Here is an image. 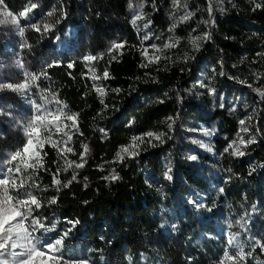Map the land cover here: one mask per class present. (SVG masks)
I'll return each mask as SVG.
<instances>
[{
    "label": "trees",
    "instance_id": "trees-1",
    "mask_svg": "<svg viewBox=\"0 0 264 264\" xmlns=\"http://www.w3.org/2000/svg\"><path fill=\"white\" fill-rule=\"evenodd\" d=\"M3 4L15 14L37 5L29 17L41 31L26 32L30 68L41 91L74 116L72 160L85 146L92 149L68 187L62 185L72 173L47 142L39 158L13 172L42 205L32 216L55 226L32 235L47 244L68 233L56 253L40 251L63 263L225 264L228 254L240 264H264V0ZM44 25L54 28L44 33ZM206 32L211 39L200 40L197 50L192 40ZM153 45L166 59L144 62ZM202 131L210 133L215 157L191 142ZM148 133H163V143L140 145L134 156L124 151ZM47 135L62 140L54 131ZM237 148L243 156L233 155Z\"/></svg>",
    "mask_w": 264,
    "mask_h": 264
},
{
    "label": "rangeland",
    "instance_id": "rangeland-1",
    "mask_svg": "<svg viewBox=\"0 0 264 264\" xmlns=\"http://www.w3.org/2000/svg\"><path fill=\"white\" fill-rule=\"evenodd\" d=\"M8 11L11 12L10 10ZM11 14L18 17V14L12 12ZM13 19L14 17H10L3 9H0V20H7L8 22H11ZM18 19L20 26H22L24 30V35L22 37L19 36L16 27L10 23L6 25H0V43L2 42L5 44L2 54L0 55V82L11 83L13 85L23 84L26 78L29 82H32L33 79V71L29 65L31 61L30 45L26 40V32L32 31V24H24L21 21V18L18 17ZM166 44L170 45V41H168ZM155 57H159V59L156 60ZM142 58L144 62H159L163 59H166L164 51L155 47L148 48L147 55H142ZM45 100H49V102H51L44 105ZM56 100L57 99L55 97H52L48 93L41 91L37 85V80L32 85L30 91H28L26 94L15 92L9 89L0 91V113L7 114L0 115V173L3 174L0 175V179L8 178L10 183L14 182L18 185L19 183L14 177L13 172L18 166L28 164L32 162L33 159H36L37 157L33 155V152H38L40 154L44 143L47 142L51 145L55 144V148L58 150L63 169H67L65 171L71 172L72 176L75 175L76 180H78V174L83 167L76 168L75 165L80 163L84 164V158L91 154L92 149L87 145V151H85L84 147L83 158L81 156L78 161L72 160V155L67 151V142L70 141L68 137L72 136V132H77V130L76 127L71 126L73 121L66 118L70 115L66 114L64 109L63 113H59L63 122L60 123L57 121L46 127L45 122L47 120H52V115H49V113L58 114L57 109L62 107L61 104L56 103ZM32 101L33 104L31 103ZM37 105H40L41 107L44 105V107L48 109V112H43L42 108V122L35 125L34 131L37 133L33 137V151L27 154L22 153V157L18 158L17 161H11V156L16 151L22 150L23 145L27 142L28 137L26 135L25 129L32 120L37 118V113L35 110ZM49 131H54L57 133L58 136L62 138L61 142L58 144L51 142L49 135H47ZM65 133H67V135H65ZM197 134L198 135H194L192 137L191 142L198 148L204 150V152L212 153V150H208L210 148V133L208 131H202ZM154 139H156L155 136H148L147 140L142 138V142L140 139H137L135 142L133 140L125 149L137 153V150L140 149V145H153ZM193 141H200L207 147L202 148L199 144L194 143ZM41 142L42 147L36 148L35 144H39ZM212 156L215 157V153H212ZM9 161H11V163H9ZM68 164H72V167H67ZM9 169L12 170L11 175H9ZM24 192L25 191L23 189H9V195L14 197L13 202H15L16 198L26 199L27 197L23 194ZM0 197H2V189H0ZM27 224V220H25V225ZM15 251L20 252L21 249L17 248ZM51 256L52 255L44 252L43 256L33 257L32 264H64L59 260L53 261L49 258ZM9 259L11 264V258ZM224 263L240 264L235 255L228 254L224 259ZM69 264L79 263L69 262Z\"/></svg>",
    "mask_w": 264,
    "mask_h": 264
},
{
    "label": "snow or ice",
    "instance_id": "snow-or-ice-1",
    "mask_svg": "<svg viewBox=\"0 0 264 264\" xmlns=\"http://www.w3.org/2000/svg\"><path fill=\"white\" fill-rule=\"evenodd\" d=\"M37 7L36 4H30V6L25 9L24 11L20 12L18 14L19 18H24V19H28L29 23L32 24V30L36 31V32H40L41 31V26L37 23H31V18L29 17V13H31L35 8ZM262 5L261 4H255V9H259L261 8ZM0 9H3L10 17H14V19L11 22H8L7 20H0V25H6L8 23H10L11 25L16 27V30L19 33V36L22 37L24 35V30L23 27L20 26L19 23V19L17 16H14L11 14V12H9L7 10L6 5L3 4V0H0ZM254 9V10H255ZM209 14H211V8H209ZM49 16L52 15V13H48ZM140 17H136L135 19H133L132 23L135 24L136 20L139 19ZM185 19H187V17H185ZM151 21L148 22V24H150ZM148 24H145L144 27L147 28ZM54 28L53 25H44L43 26V32L44 33H48L49 31H51ZM148 37L145 36V39H147ZM211 36L209 33H204L203 37H195L192 40L193 45H195L197 47V50L199 49V41L200 40H210ZM172 45H165V47H171ZM114 48H121L123 47L122 44H115L113 46ZM153 47H155L153 45ZM142 55H147V49L144 50V52L142 53ZM87 61H92L94 59H96V57L93 56H88L85 58ZM156 60L159 59V57H155ZM152 62V61H150ZM69 68L72 67L71 64L68 65ZM41 75H45L46 73H41ZM109 77V73L107 70L104 71L103 73V78L107 79ZM39 79V76L36 74H33V79L32 82H29L26 78L25 82L23 84H17V85H13L11 83H3L0 82V91L5 90V89H9L15 92H20L22 94H26L28 91H30L32 85L35 83L36 80ZM93 79H101V77L95 76L93 75ZM116 91H119L118 89ZM214 91V90H212ZM256 91H260L259 89H256ZM97 92L103 96L104 95V91L102 88H97ZM262 96H264V93H261ZM51 102V101H50ZM49 100H45L44 101V105L50 103ZM33 104V101L31 102ZM57 104H61V102L59 100H56ZM101 103H103V100H101ZM44 105L41 107L40 105L36 106V113H37V118L35 120H32L29 125L27 126V128L25 129L26 135L28 137L27 142L23 145L22 150L16 151L12 156H11V161H17L18 158L22 157V153L23 154H27L29 152L33 151L34 148V140L33 137L36 135V131H34L35 125L40 124L42 122V108H43V112H48V109L46 107H44ZM66 107L62 106L60 108L57 109V113L58 114H52L49 113V115H52V120H47L45 122L46 127L52 125L54 122L59 121L60 123H62V119H61V115L59 113H63V108ZM0 115H7L6 113H0ZM68 120H72L73 124L71 125L72 127H76L75 124V120H74V116H68L66 117ZM245 123L244 120H240L239 124L241 126H243ZM169 128H171V124H169ZM103 131V130H101ZM242 131L247 132L248 129L246 127L242 128ZM65 135H67V133H65ZM149 137L155 136V138L157 140H159L161 143H163V140L161 139V137L163 136V133H161L160 135H156L155 133H148L147 134ZM68 139L70 140L71 137L69 136ZM140 139L142 142V138H136L134 137L133 140L134 142ZM194 143H197L200 145V147H207L206 145L202 144L200 141H193ZM252 141H249V143H251ZM239 143L241 145H243L245 143L244 139H240ZM55 147V144L53 145ZM36 148L42 147V142L39 144H35ZM231 147V146H230ZM209 151H211V149H208ZM68 152H71L72 149L68 148L67 149ZM85 151H87V146H85ZM125 152L128 153L129 156L132 155H138V153H134L129 151L128 149H124ZM229 149L226 148L225 152H228ZM33 155H35L37 158H39V153L38 152H33ZM233 155L235 156H243L244 153L242 151H240L238 148L233 152ZM82 158H83V154H82ZM121 159H123V157H120ZM190 159L192 160H196L197 157L192 156L190 157ZM11 161H9V163H11ZM28 167H32V165H28ZM67 167H72V164H68ZM76 168H82L84 167L83 163L80 164H76L75 165ZM67 170V169H65ZM9 171V175H11V169L8 170ZM17 172L20 171V168L17 167L16 169ZM171 172V169H168L167 172L165 173L166 179L168 180H172V176L169 174ZM0 175H3L2 173H0ZM110 179L112 180H116L118 179L117 176L113 175L112 177H110ZM76 180V176L73 175L72 179L68 182V184H64L62 185L63 187H68L69 184L72 183V181ZM53 183L55 185H60V181L57 179H53ZM34 187H38V185H33ZM25 187V181L21 180V182L17 185L16 183H10L8 178H4V179H0V189H2V197H0V264H9V258H11V264H32V258L33 257H38V256H43L44 252L40 251V249H44L47 252H51V253H56L62 243L64 238L68 235L67 232H65L62 236H60V238L55 239L53 242L51 243H47V244H42L38 238L34 237L32 235L33 232H36L38 230H43L44 232H49L52 231L54 229L55 226H53V228H48L42 221L41 219L37 218V217H33L32 216V212H33V207L35 209H40L42 207L40 201L36 198V196H34L32 194V192L30 191H26L23 194L27 197L26 199H19L16 198L15 202L14 201V197L9 195V189H23ZM221 191H223V189H221ZM19 195V193H18ZM50 204H54L56 203V199L53 198L52 200L49 201ZM31 217L29 223L27 225H25V220H29V218ZM75 225L73 224V227ZM29 229H31V232L29 231ZM256 244H259V241H255ZM39 245V248L37 247ZM262 247H264V245H262ZM17 248L21 249L20 252L15 251ZM243 253H241L240 258H243ZM26 257V258H25ZM50 259H52L53 261L59 260L60 257L57 256H51L49 257ZM64 264H69L68 261H65ZM79 264H86V262H79Z\"/></svg>",
    "mask_w": 264,
    "mask_h": 264
}]
</instances>
